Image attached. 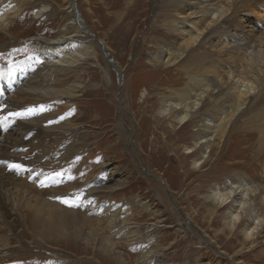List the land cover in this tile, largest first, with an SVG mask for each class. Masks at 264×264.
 <instances>
[{"label": "rangeland", "instance_id": "rangeland-1", "mask_svg": "<svg viewBox=\"0 0 264 264\" xmlns=\"http://www.w3.org/2000/svg\"><path fill=\"white\" fill-rule=\"evenodd\" d=\"M74 1L90 42L96 43L104 59L99 53L98 61L86 63L81 78L85 85L83 92L72 101V106H65L64 101L54 103L49 125L52 128L73 124L82 139L78 146L68 147L66 141L57 139L50 130L46 132L22 125L19 117L12 115L9 116L12 120L4 121L0 114V159L8 154L13 155L12 159L19 157L26 163L50 156L61 159L50 163L44 159L45 162L38 166L22 164L19 169L0 164V245L4 241L9 244L6 251L0 248V260L3 259L0 264H36L43 256L46 260L59 257L68 264H99V252L86 248L80 240L87 236L88 227L83 224L87 219L91 223L101 222L102 232L95 234L98 239L111 236L104 225L108 216L84 205L100 201L102 194L94 201L66 207L73 213L65 214V218L56 216L47 207L42 215L37 211L42 206V199L49 200L50 204L58 202L55 198H64L74 185H89L96 192H103L118 183H122L123 188L111 193L109 202L122 207L120 219H131L141 227L144 236L142 241L132 245L114 239L118 243L116 250L126 254L129 264H134L144 246L149 250H164L167 264H264V229L258 239L248 243L244 240V225L229 229L227 210L222 209L211 217L208 212L212 207L210 202L205 203L197 196L228 179L247 177L264 184V144L260 145V139L264 137V90L261 98L248 104L236 117L238 119L234 118L227 125L224 141L217 148H210L211 157L201 168L195 169L193 162L201 156L200 151L193 157L184 153L199 135L194 132V124L179 129L174 121L161 118L157 111L158 94L190 81L178 69L181 63L166 69L149 64L153 46L150 39L165 36L163 28L154 27L160 24L155 15L163 10H156L162 0H135L126 11L121 10L124 0ZM41 3L52 7L55 3L63 4L64 0H38L36 6ZM260 5L263 7L259 8ZM261 9H264V0L240 8L238 14L250 19L249 39L253 51L264 50V22L260 20L264 10ZM119 11L127 12L130 15L127 19L134 23L133 33L129 36L110 31ZM57 15L50 21H34L30 13L12 26L11 36L0 35V97H11L12 106L21 108L30 102L9 91L11 58L6 49L20 45L17 51L19 63L24 66L23 70L30 71L31 49L40 46L33 40L57 35L55 31L61 24L62 14ZM104 47L111 49L109 57L103 53ZM219 49L197 46L192 52L200 53L203 56L201 64L207 67L220 65L227 69L242 65L243 56L233 61L219 55ZM145 91L146 96H143ZM212 98L221 102L220 106L217 104L220 110L227 107V103L221 101L220 93ZM209 101L199 110L203 120L210 113ZM68 176L74 179H68ZM19 183L25 184L30 194L6 197L4 191ZM142 201H148L153 211L145 210L140 205ZM14 202L15 210L12 208ZM159 219L164 223L159 224ZM180 222L184 230L178 225ZM59 223L63 228L58 227ZM155 223L161 228L148 232ZM151 233L154 242L149 240ZM100 259L103 264H110L106 259Z\"/></svg>", "mask_w": 264, "mask_h": 264}, {"label": "bare ground", "instance_id": "bare-ground-1", "mask_svg": "<svg viewBox=\"0 0 264 264\" xmlns=\"http://www.w3.org/2000/svg\"><path fill=\"white\" fill-rule=\"evenodd\" d=\"M37 1L0 0V35L11 36L9 31L12 26L17 25L18 20L26 18L30 13L34 21L42 19L50 21L53 17H58V13L62 14L61 24L55 31L57 35L53 36L54 38L37 37L34 40L32 39L35 42H39L40 46L31 49L29 61L27 60L31 67L30 71L23 70L24 66L19 63L17 51L20 49V45H13L9 49L5 48L11 58L8 71L10 84L9 82L7 83L9 91L11 90L14 96H19L23 100L28 99L30 104L21 108H19L20 106L15 107L12 106L9 100L11 97L5 98V95H2L0 97V114L2 118L8 117L6 120L8 121L14 118L12 115L13 118L9 119L11 111L16 110L18 113H25L27 109L34 108L36 109L35 114L16 116V118L19 117V122L22 125L25 124L28 127L42 129L46 132L47 130L54 132L57 135V139L63 142L66 141L68 147H71V145H77L81 141V133H78L76 127L70 123L50 128L51 124L49 125V122L53 118L51 117L50 109L58 101H64L65 106H72V101L85 88L81 81L86 71L84 66L87 62L98 61L100 56L102 59L104 58L101 55V50L98 49L99 47L95 45L96 43L90 42L91 39L78 15L77 5L74 0H64L63 4L55 3L52 7L42 3V5L36 6ZM257 1L162 0V3H158V8L156 7V10H163L156 13L155 18L159 20L160 24L154 27L163 28L165 36H161L158 39L156 37L154 40L150 39L153 46L149 55V64L166 69L181 63L178 69L182 70V73L190 80L182 87L174 89L172 87L167 90V93L162 91L161 94H158L160 97L157 111H159L161 118L171 122L174 121V124H177L179 129H183L189 124H194V132L199 133V135L196 138L193 137V144L187 146L184 153L186 156L193 157L200 151L201 156L193 162L195 169L201 168L211 157L210 148H217L224 141L226 129H228L227 125L234 118L237 120L238 118L236 117L241 115L248 104L253 103L255 99L263 95L264 50L259 48L253 51L254 46H252L249 39L251 33L250 19L241 18V14L238 16L240 8L248 7V5L255 4ZM124 2V8L120 7L122 11H126L133 6L135 0H124ZM117 6L119 7V5ZM262 7L261 5L259 6V8ZM63 14L67 15L63 16ZM242 15L245 16V14ZM115 17L116 23L110 26V31L115 34L129 36L134 30V23H130V19H127L128 17L130 18V15L127 12L119 11ZM263 17H260V20L264 22ZM197 46L220 48L219 55L233 59V61L236 60V57L240 56L241 58L243 56L242 65L238 68L233 65L230 68L228 66L227 69H225L226 67L220 68V65L207 67V65L201 64L203 56L200 53L194 54L196 52H192ZM110 51L111 49L108 47L103 48V53L108 57L110 56L108 55ZM99 53L100 56L98 57ZM204 55H207V53H204ZM206 57L208 58L209 56ZM115 67L118 70V65ZM12 78H14L13 83H11ZM73 78L74 82H72ZM219 93L222 95L221 101L227 103L225 104L227 107L224 106L221 110L219 108V103L221 102L215 101L216 99L212 100V96ZM0 94H2L1 88ZM143 96H146V91ZM207 100H210L211 104L210 113L204 116L206 118L203 120L199 110ZM41 109L44 110L41 111ZM258 114L261 116L260 113ZM263 144L264 137H261L260 145L262 146ZM70 150L72 149L70 148ZM12 157L13 155L9 154L4 156L0 159V164H7V167L9 165L12 167L13 165L22 164L38 166L43 163L44 159H48V163L53 160L59 162L61 160L59 159L60 157L54 158V156H50L49 158H35L30 163H26L19 157L14 156L15 159H12ZM27 188L25 184L19 183L4 191V194L6 197L15 194L28 196L30 193ZM121 188H123V184L118 183L108 189V191L96 192L89 185L81 187L74 185L64 198L61 200L58 197L55 198L58 202L50 204L49 200L42 199V206L37 212L42 215L45 207H47L56 216L65 218V214L73 212L67 211L66 207L69 205L63 203V200H69L75 206H79L82 202L94 201L99 194H102L100 201L88 206L84 205L90 210H99L103 215L108 216L104 221V225H106V229L111 236L98 239L95 234L98 235L102 232L101 222L91 223L87 219L83 221L86 222L83 224L88 227L87 236L80 241L86 245V248H93L95 252L98 251L100 258L106 259L110 264H129L126 254L122 253L121 250H116L118 243L114 241L118 239L119 242L132 245L142 241L144 236L142 235L141 227L131 219H120L119 213L122 207L112 205L109 202L110 194ZM197 196L203 201L205 200V203L210 202L212 207L208 212L211 217L217 215L222 209L227 210L226 223L229 229L233 230L237 226L244 225V240L248 243L258 239L264 229V211H261L264 206V184L259 183V181L256 182L247 177L228 179L225 182L213 185L207 191L197 194ZM15 204L16 202L12 204L14 210L15 208L17 209ZM140 205L148 212L153 211V206L148 201H142ZM163 223L164 220L159 219V224ZM159 224H151L152 228L148 232L160 229L161 226ZM178 225L184 230V225L181 222ZM58 227L63 228V225L59 223ZM152 235L153 233L149 235L150 241H153ZM77 238L80 239L79 235ZM201 243L203 244V242ZM8 247L7 241L0 245L3 251H6ZM240 251L243 252L244 249ZM163 253H165L164 250H149L144 246L135 259L134 264H167ZM40 258L36 264H68L59 259V257H56V260L50 258L46 260L47 258H44V256ZM100 258L97 260H99V264H103Z\"/></svg>", "mask_w": 264, "mask_h": 264}, {"label": "snow or ice", "instance_id": "snow-or-ice-1", "mask_svg": "<svg viewBox=\"0 0 264 264\" xmlns=\"http://www.w3.org/2000/svg\"><path fill=\"white\" fill-rule=\"evenodd\" d=\"M43 110H44V109H41V111H43ZM35 112H36V109H34V108H30V109H27V111H26L25 113H18V112H15V113H11L10 115H13V116H26V115H33V114H35ZM2 119H3L4 121H6V120L8 119V117H3ZM12 167H13V168H16V169L21 168L20 165H13ZM58 175H63V173H58ZM68 179H74V177H72V176H68ZM62 202L65 203V204H68L69 206H75V205L72 204V202L69 201V200H63Z\"/></svg>", "mask_w": 264, "mask_h": 264}]
</instances>
